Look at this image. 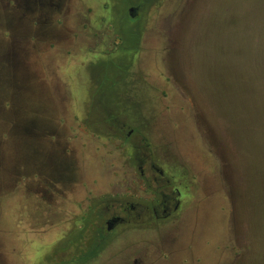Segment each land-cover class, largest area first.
Returning <instances> with one entry per match:
<instances>
[{"label":"rangeland","instance_id":"obj_1","mask_svg":"<svg viewBox=\"0 0 264 264\" xmlns=\"http://www.w3.org/2000/svg\"><path fill=\"white\" fill-rule=\"evenodd\" d=\"M16 42L0 264H264V0H0V50ZM162 180L174 216L106 228Z\"/></svg>","mask_w":264,"mask_h":264},{"label":"flooded vegetation","instance_id":"obj_2","mask_svg":"<svg viewBox=\"0 0 264 264\" xmlns=\"http://www.w3.org/2000/svg\"><path fill=\"white\" fill-rule=\"evenodd\" d=\"M137 7H130L129 13L131 16H134L137 11ZM11 10V9H10ZM8 10L9 15L16 16L13 10ZM17 21V20H16ZM18 23V21H17ZM17 42L13 44V47L17 49L14 51H11V48L9 49H1L0 50V62L2 63H11V66L13 68H16V66L20 63L18 59V49L19 47L16 46ZM11 70L13 71L12 67ZM133 130H131L130 135L132 134ZM41 154V152H37L36 149L33 150L31 155L34 156V158L38 157ZM55 154L48 149L44 155H41L37 161H40L37 165L41 168H46L48 170V175L50 180L56 181L57 175V168L54 164L53 156ZM149 159L148 153L145 154L143 158H140V169L142 172V175L145 176L146 179H149L150 172H145L144 166L147 165ZM37 167V168H38ZM39 167V168H40ZM150 167L153 169L155 165L152 163ZM163 174V172L161 171ZM146 174V175H145ZM158 180V179H155ZM165 183L163 180L159 181V183ZM170 182V181H169ZM165 187V189L161 188V190H156L153 192V196H151L152 202L150 204H129V205H120L119 208L115 207V203L111 204L110 207H107V218L104 220V224H106V228L108 230H111L113 228H116L120 224L128 223L133 221V219H144L146 218V221H151L154 219H161V218H170L174 216L175 213H177L180 209V204L185 198V195L182 194V192L178 188H169L168 183ZM171 186V182L169 183ZM51 187H53V184H50ZM164 185H162L163 187ZM161 187V186H160ZM52 203V201H51ZM95 208H93L94 210ZM95 211V210H94ZM136 211V216H133V212ZM102 228V227H101ZM103 229V228H102ZM100 231V230H99ZM103 231V230H102ZM101 241H105L107 238V235L102 234L99 236ZM100 244V243H99Z\"/></svg>","mask_w":264,"mask_h":264}]
</instances>
